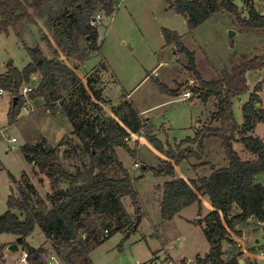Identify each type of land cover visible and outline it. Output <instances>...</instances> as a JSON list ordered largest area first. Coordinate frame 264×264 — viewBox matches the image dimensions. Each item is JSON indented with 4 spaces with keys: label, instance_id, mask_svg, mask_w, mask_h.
I'll list each match as a JSON object with an SVG mask.
<instances>
[{
    "label": "rangeland",
    "instance_id": "obj_1",
    "mask_svg": "<svg viewBox=\"0 0 264 264\" xmlns=\"http://www.w3.org/2000/svg\"><path fill=\"white\" fill-rule=\"evenodd\" d=\"M233 1L242 7L243 0ZM253 1L261 6H258V9L264 12V0ZM113 2L114 11L111 15L103 14L100 7L92 11L91 14H103L96 25L98 50L84 60L67 57L59 49L55 54L50 45H55L52 33L43 20H38L37 23L24 20L15 27H8L7 31L0 30V74L5 72V64L9 59L18 69H22L30 60L26 47H39L44 55L49 58L57 56L73 68L84 84L87 77H98L95 87L102 88V95L110 105H104L102 112L87 106L80 111L81 117L113 115L110 106L118 104L127 95L129 101L141 111L148 128L138 135L130 134L128 144L134 148V154L121 147L116 150L124 166L135 178L134 188L138 193L141 212L136 213V206L126 195L121 199L123 218L120 216L121 212L114 213V220L117 221V216L119 220L121 217V223L112 222L110 227L105 226L98 214H92L95 230L86 241L90 248L88 256L92 264H195V255H203L209 248L203 233L204 222L198 223L210 209L208 197L203 196L205 202L201 203L200 210L194 202L171 218L161 215L162 185L170 178L155 176L152 173L151 167H157L166 157L147 139L146 134H153L164 144V149L169 146L177 149L178 144L187 137H198L202 132L205 134L207 129L218 126V122L213 118L216 100L211 97L204 102L197 96L187 99L181 97V89L186 84H198V80L194 71L187 68L186 54L172 45H165L162 29L174 30L181 35L183 45L194 53L195 70L207 81L221 78L223 72L230 70L243 53H259L264 48V32L239 27L224 10L213 12L209 18L190 30L182 15L167 8L166 0ZM30 12L36 17L32 10ZM232 32L234 34L231 35ZM80 45L83 47L86 43L81 40ZM102 63L108 73L98 76L96 71ZM245 76L248 89L234 97L232 102L233 116L239 124L242 123V104L248 100L254 86L264 78V66L248 70ZM39 78V75H35L29 83L21 86L19 94L23 96L24 101L14 123L8 122L7 111L11 99L16 95L5 90L0 95V214L7 209L6 201L12 189L15 194L20 188L26 189L25 180H21L23 171L27 172L26 178L29 177L38 190L37 195L42 197L53 193L59 187H68L64 181L56 179L50 184L44 174L34 175L32 166L26 162L21 152L23 145L35 144L42 141L43 137L52 146L59 142L66 143L68 147L70 145V152L62 150L63 147L59 152L60 162L70 171H74L76 166L82 165L88 159L85 153L71 151L77 139L72 135L71 121L63 116L60 110L62 101L69 99L70 91H60L58 99L52 105L47 104L40 96L31 98L30 89L37 86ZM105 82L109 86L104 92ZM159 83L165 84L168 91L161 90ZM177 88L180 89L179 93L170 92ZM258 94L261 100L259 106L264 109V86ZM203 121L205 125L201 126ZM197 131L200 134H196ZM252 134L264 140V121L256 123ZM64 138L67 140L63 141ZM196 142L197 140L183 142L181 148L197 149ZM233 148L242 159L252 156L239 142L233 143ZM203 149L204 157L201 161L183 160L175 166L176 178L207 176L211 172L210 164H226L224 150L218 138L206 137ZM203 161L210 163L193 169V166ZM134 162L138 163L137 167H133ZM145 165L148 168L143 170ZM39 177H42L41 181H38ZM12 178L16 180L13 181ZM256 180L264 184V171L257 175ZM35 199L36 195H33L32 202ZM138 214L141 218L136 230L127 234L130 228L128 217L135 221ZM105 228L108 230L106 237ZM237 229L241 232L239 235L231 232L235 244L241 243L248 250L254 249L257 264H264L263 228L255 227L249 222L238 225ZM76 238L83 241L87 238V233L80 230ZM16 239L17 236L10 233L0 234V264H30L33 260L29 255L23 258L19 245L17 251L8 248L12 243L17 244ZM97 239L102 240L96 243ZM27 241L34 247L42 246L47 249L48 253L43 256L46 264H90L83 258L75 259L69 256L72 246L58 245L52 237L47 238L38 226L27 236ZM55 248H59V252H56ZM66 257L70 258L68 263ZM241 257L249 259L248 256Z\"/></svg>",
    "mask_w": 264,
    "mask_h": 264
},
{
    "label": "trees",
    "instance_id": "obj_2",
    "mask_svg": "<svg viewBox=\"0 0 264 264\" xmlns=\"http://www.w3.org/2000/svg\"><path fill=\"white\" fill-rule=\"evenodd\" d=\"M166 1L168 9L185 18L190 30L209 18L213 12L224 10L239 27L264 32V12L258 9L253 0H243L242 7L236 5L233 0ZM96 7H100L103 14L111 15L114 11V2L0 0V30L7 31L8 27H15L24 20L36 23L43 20L52 33L57 49L67 57L84 60L98 50L97 27L90 24V19L94 16V13H91ZM30 10L37 18L33 17ZM162 35L165 45L174 46L188 57L187 68L194 71L198 80V84L192 85L193 93L204 102L211 97L215 98L216 111L213 118L218 122V126L207 129L205 134L197 132L200 134L198 137H187L178 144L177 149L170 146L164 149V144L146 131L147 139L166 157L157 167H151L152 173L155 176L170 178L162 185L161 215L164 218H171L194 202L198 204L200 210L201 196L206 195L211 208L198 223L204 222L203 233L209 248L203 255H195V264H239L236 257L226 261L223 259V243L235 244L231 232L239 235L241 232L237 226L251 222L263 228L264 236V185L256 180L257 175L264 171V140L252 134L256 123L264 121V109L256 107V104L261 102L258 91L264 86V78L254 86L248 100L242 104L241 124H238L233 116L232 102L234 97L248 89L245 73L264 66V48L254 55L243 53L230 70L223 72L221 78L207 81L195 70L194 53L183 45L181 35L167 28L162 29ZM43 37L47 41L44 35ZM81 40L86 46L80 45ZM26 50L30 60L22 69H18L9 59L5 64V72L0 74V89L16 95L15 102L12 98L7 111L8 122H16L23 106L24 99L19 94L21 86L29 83L35 75H39V82L34 89H30L29 96L31 98L40 96L47 104L52 105L58 99L60 91H70L69 99L62 101L60 110L62 115L71 121L72 135L77 139L71 151L85 153L88 159L82 165L76 166L74 171H70L59 160L61 147L68 153L70 145L68 147L66 143L59 142L52 146L44 137L35 144L23 145L21 152L26 162L32 166L34 175L44 174L50 180V184L56 179L64 181L68 187L64 189L59 187L53 193H47L42 197L37 195L38 190L30 178H26L27 172L23 171L21 180H25L26 189L20 188L15 194L11 188L6 201L7 209L0 214V234L10 233L17 236V244L33 259L30 264H46L43 256L48 253L47 249L42 246L34 247L27 241V236L38 226L47 238L52 237L58 245L72 246L69 256L75 259L83 258L85 262L92 264L88 256L90 248L86 244L95 230L92 214H98L105 226L110 227L112 222L121 223V217V221L118 216L117 221L114 220V213L121 212L122 216L121 199L126 195L136 206V213L141 212L138 206V193L134 188L135 178L118 158L116 149L121 147L134 154V148L128 144L130 134L138 135L143 129L146 130L147 122L133 102L126 99L110 106L113 115L81 117L80 111L87 106L95 107L102 112L104 105H110L102 95V88L95 87L98 77H87L84 84L75 70L59 57L49 58L39 47H26ZM101 66H104L103 63L96 71L98 76L106 69V66L103 68ZM159 88L168 91V87L163 83H159ZM170 92L176 94L180 89ZM206 137H216L220 140L226 164L222 166L210 164L211 172L207 176L176 178L177 164L183 160L199 162L203 159ZM194 140H197V149L181 148L183 142ZM235 142L241 143L254 158L242 159L233 148ZM209 163L207 161L197 163L193 169ZM147 168V165L143 166V170ZM41 178L39 177L38 181H41ZM33 195H36L34 202ZM128 222L130 226L128 232L131 233L136 230L135 221L128 217ZM80 230L87 233V238L83 241L76 238ZM106 236L108 234L104 235ZM102 239H97L96 243ZM55 249L59 252V248ZM65 260L68 263L70 258L66 257Z\"/></svg>",
    "mask_w": 264,
    "mask_h": 264
},
{
    "label": "crops",
    "instance_id": "obj_3",
    "mask_svg": "<svg viewBox=\"0 0 264 264\" xmlns=\"http://www.w3.org/2000/svg\"><path fill=\"white\" fill-rule=\"evenodd\" d=\"M257 7L259 6V5H256ZM259 7H261V6H259ZM264 7V6H263ZM51 47L53 48V50H55V49H57L56 48V46L53 44V43H51ZM50 47V48H51ZM51 48V49H52ZM48 57V56H47ZM107 70V69H106ZM106 70H102L101 72H100V74L102 75V74H107L108 73V70L106 71ZM108 78H110L109 80H111V76L109 75V77ZM146 78V77H145ZM188 83V82H187ZM187 85V84H186ZM185 85V86H186ZM105 88H103V91L105 92L106 91V89H107V87L109 86L108 84L106 85V82H105ZM185 89H188L189 91H191L192 92V95H191V97H193V96H196V94H194L193 93V91H192V88L190 89V88H183V89H181V90H185ZM181 93H182V91L180 92V95H181ZM259 95V94H258ZM182 97V96H181ZM191 97H189V98H191ZM129 100L128 98H127V95H125V97H123V99L122 100ZM187 99V98H186ZM140 112V115L143 117V115H142V113H141V111H139ZM200 122V121H199ZM202 124L203 125H205V122L203 121V123H201V126H202ZM239 124V123H238ZM198 132V131H197ZM197 132H196V134H197ZM257 136V135H256ZM258 137H260V136H258ZM260 138H262V137H260ZM116 153H117V150H116ZM117 156H118V158L120 159V157H119V155H118V153H117ZM250 158H254V156L252 155ZM250 158H248V159H250ZM120 161H121V159H120ZM122 162V161H121ZM123 163V162H122ZM124 165V164H123ZM127 168V167H126ZM128 169V168H127ZM195 174H197V172H195ZM187 179H189V178H187ZM261 183V182H260ZM264 185V184H263ZM201 202L203 203V202H205V200H204V198H203V196H201ZM210 208H211V206H210ZM256 227V226H255ZM225 245H226V247H225ZM223 250H224V255H223V259L226 261V260H230L231 258H233V257H236L237 258V260H238V263L239 264H257V257H256V254H255V250L254 249H252V250H248L246 247H244L243 245H241V243H237V244H234V245H231V244H228V243H223ZM248 256V258L249 259H242V257L241 256ZM262 255L264 256V252H262ZM241 262V263H240Z\"/></svg>",
    "mask_w": 264,
    "mask_h": 264
},
{
    "label": "built area",
    "instance_id": "obj_4",
    "mask_svg": "<svg viewBox=\"0 0 264 264\" xmlns=\"http://www.w3.org/2000/svg\"><path fill=\"white\" fill-rule=\"evenodd\" d=\"M102 15L103 14L101 12H96L94 14V16L90 19V24L96 26L98 24V22L101 20ZM2 92H3V90L0 89V95L2 94ZM191 95H192V92L189 91L188 89L183 90L182 93H181L182 98H185V99L191 97ZM12 140H15V139L12 138ZM137 166H138V163L134 162L133 163V167H137ZM104 233H105V235H107L108 234V230L104 229ZM22 254H23V258L25 259L27 257V252L26 251H22Z\"/></svg>",
    "mask_w": 264,
    "mask_h": 264
},
{
    "label": "water",
    "instance_id": "obj_5",
    "mask_svg": "<svg viewBox=\"0 0 264 264\" xmlns=\"http://www.w3.org/2000/svg\"><path fill=\"white\" fill-rule=\"evenodd\" d=\"M232 34H234V32H232L231 33V35ZM184 88H192V85L191 84H187ZM15 100H16V97H14L13 98V102H15ZM259 106V104H256V107H258ZM140 218H141V215L140 214H138L137 216H136V220H135V225H134V227H136V225L139 223V221H140ZM263 227H264V223H263ZM129 232H127V234H128ZM11 251H17V250H19V246H18V244H16V243H12V244H10L9 245V247H8ZM190 263H192V261H190ZM241 263V262H240Z\"/></svg>",
    "mask_w": 264,
    "mask_h": 264
}]
</instances>
